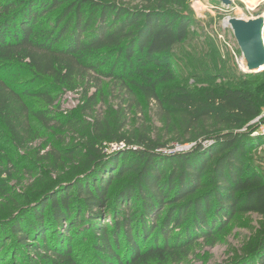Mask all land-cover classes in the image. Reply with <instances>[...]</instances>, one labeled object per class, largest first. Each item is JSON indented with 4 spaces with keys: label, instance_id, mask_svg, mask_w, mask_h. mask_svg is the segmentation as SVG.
Masks as SVG:
<instances>
[{
    "label": "trees",
    "instance_id": "1",
    "mask_svg": "<svg viewBox=\"0 0 264 264\" xmlns=\"http://www.w3.org/2000/svg\"><path fill=\"white\" fill-rule=\"evenodd\" d=\"M142 1L0 0V129L11 148L0 146V264H81L73 242L87 236L96 264H166L236 213L264 216V178L248 154L264 135L243 131L260 115L264 96L171 85L175 75L165 61L188 40L192 17L184 0ZM113 56L125 71L101 69ZM17 69L30 81L9 78ZM97 76H126L133 86L127 91L165 106L194 146L164 155L158 150L167 144L148 133L134 140L104 133L94 118L80 135L90 152L80 164L67 163L76 149L49 145L40 154L44 146L33 147L40 130L84 128L76 115L60 112L58 94L81 89L85 112L103 91ZM37 82L48 88L31 91L28 84ZM109 142L125 149L106 156L102 144ZM23 173L29 187L20 191L11 181ZM204 177L210 189L198 193ZM169 228L186 237L168 242Z\"/></svg>",
    "mask_w": 264,
    "mask_h": 264
},
{
    "label": "rangeland",
    "instance_id": "2",
    "mask_svg": "<svg viewBox=\"0 0 264 264\" xmlns=\"http://www.w3.org/2000/svg\"><path fill=\"white\" fill-rule=\"evenodd\" d=\"M121 1L132 7L143 5L142 0ZM230 1L229 6H224L218 0H184L182 9L191 15L192 19L188 40L178 45L165 61L170 63L175 75L171 85L182 86L192 92L204 87H211L216 91L225 87H240L253 91L259 97L264 96V77L260 76L264 71L248 74L246 69L240 68L242 53L230 27L225 24L229 17L248 20L262 15L264 0ZM48 15L46 19L48 17L51 19L55 14ZM262 38L264 42V30ZM111 67L119 73L125 71L122 70L121 60L115 56L106 61L101 69L107 70ZM124 75L127 76V72ZM130 75L139 80V76L132 73ZM126 76L118 78L97 76L101 81L103 91L98 95V103L92 108H87L85 112L81 109L84 105L81 89L58 92L57 103L60 105V112L76 115L84 126L78 129L82 134L70 131L67 134L55 135L45 134L40 130V137L35 140L33 147L38 144L43 145L44 149L40 151V154L51 150L49 145L76 149L77 155L67 161L69 167L73 168L80 164L83 158L90 155L89 150L86 149L85 138L80 135L85 133L87 127H91L90 123L94 118L104 125V133L110 131L116 135H125L130 140H134L139 133H148L160 143L167 144V147H160L158 150L164 155L186 151L194 146L196 142L189 139L188 134L181 132L180 128L175 125V116L166 110L165 106L154 100L147 101L137 92L127 91L126 87L133 88V86ZM9 78L29 82L31 76L26 70L17 69L13 70ZM171 85H163V90ZM28 87L31 91L48 88L42 82L28 84ZM31 100L35 101V99ZM263 107L264 103H262ZM247 129L255 132L253 136L264 135V117L254 119L243 128V131ZM2 132L0 129V146L11 149ZM63 138L65 140L62 142ZM102 145L106 156L118 155L122 149H125L123 143L109 142ZM136 146L132 144L130 147L136 148ZM207 146L209 145L206 144ZM21 152L23 151H18L20 155ZM248 154L250 163L259 166L257 173L264 178V140L257 143ZM170 167L171 165L168 164L166 170ZM17 178H21L20 181L12 180L11 184H15L20 191H25L29 187L25 174L18 175ZM203 182L205 185L199 189L198 193L207 192L210 189V180L207 177L203 178ZM156 219L155 223L159 224L162 220L161 214L157 213ZM171 229L169 228V232ZM178 233L180 237H186L183 230L177 228L170 233L168 242L172 243ZM90 243L89 236L85 239L76 238L73 242V253L81 264H96ZM255 246L257 248L251 252L252 254L248 252ZM186 250L174 258L169 257L166 264H264V216L254 212L236 213L221 230L207 238L196 239L188 251ZM40 264L53 263L40 261Z\"/></svg>",
    "mask_w": 264,
    "mask_h": 264
},
{
    "label": "water",
    "instance_id": "3",
    "mask_svg": "<svg viewBox=\"0 0 264 264\" xmlns=\"http://www.w3.org/2000/svg\"><path fill=\"white\" fill-rule=\"evenodd\" d=\"M222 5L229 6L230 0H218ZM226 24L230 27L237 45L246 62V73L257 74L264 71V42L262 33L264 19L261 15L244 20L229 17Z\"/></svg>",
    "mask_w": 264,
    "mask_h": 264
},
{
    "label": "built area",
    "instance_id": "4",
    "mask_svg": "<svg viewBox=\"0 0 264 264\" xmlns=\"http://www.w3.org/2000/svg\"><path fill=\"white\" fill-rule=\"evenodd\" d=\"M239 66H240V68H241L242 70H245V69H244V59H243V58H242L241 62L239 63ZM262 117H264V107L262 108V111H261L260 115H259L258 117H256L255 119L258 120V119H260V118H262ZM251 122H253V121H251ZM251 122H250V123H251Z\"/></svg>",
    "mask_w": 264,
    "mask_h": 264
},
{
    "label": "bare ground",
    "instance_id": "5",
    "mask_svg": "<svg viewBox=\"0 0 264 264\" xmlns=\"http://www.w3.org/2000/svg\"><path fill=\"white\" fill-rule=\"evenodd\" d=\"M262 18L264 19V12L262 13ZM241 19V18H240ZM225 24H226V21H225ZM244 69H246V62H245V60H244Z\"/></svg>",
    "mask_w": 264,
    "mask_h": 264
}]
</instances>
